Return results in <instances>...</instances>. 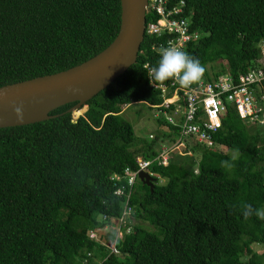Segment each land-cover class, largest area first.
<instances>
[{"label": "trees", "instance_id": "16d2710c", "mask_svg": "<svg viewBox=\"0 0 264 264\" xmlns=\"http://www.w3.org/2000/svg\"><path fill=\"white\" fill-rule=\"evenodd\" d=\"M167 1L184 2L181 18L202 34L185 49L205 67L202 80L229 73L239 82L259 67L264 0ZM159 18L149 12L147 24ZM120 22V0H0V87L82 64L114 41ZM171 37L146 33L137 63L78 119L70 103L50 120L0 129V264H264V219L243 216L244 204L264 210L263 128L228 105L209 148L168 123L159 113L173 106L158 107L152 84L173 80L150 72L160 59L153 46ZM254 87L264 96V82ZM140 103L161 115L163 133L137 136L121 116ZM178 139L182 155L173 149L160 164V143ZM139 158L151 162L153 190L139 177L128 184ZM126 210L131 231L116 240Z\"/></svg>", "mask_w": 264, "mask_h": 264}, {"label": "built area", "instance_id": "2783aa9c", "mask_svg": "<svg viewBox=\"0 0 264 264\" xmlns=\"http://www.w3.org/2000/svg\"><path fill=\"white\" fill-rule=\"evenodd\" d=\"M167 5V0H149L147 14L149 12L156 13L160 18L157 22L146 25V33L160 38L166 36V34L172 36L171 39L155 44L153 49L156 51L161 47L168 46L185 51L186 46L192 41L199 40L202 34L198 31H191V17L181 18L184 2L173 9H168ZM260 52L259 67L251 69L245 75H241L239 82H235V79L229 73H224L210 82L202 80L190 88L181 87L175 80L171 83V88L153 84V87L161 88L164 99L158 107L169 109L171 105L173 106L170 112L164 111L159 114H162L168 123L181 127L183 136L192 137L209 148L215 145L214 136L223 126V116L228 105L236 108L241 119L261 126L264 134V96H258L254 87L255 84L262 87L264 82V43L260 44ZM170 93L172 95H169ZM159 114L156 116L160 117ZM152 137L150 135V138ZM184 146H186L185 142L179 139L169 145L164 141L159 145V155L156 160L166 166L169 164L173 149ZM150 164V161L139 158L138 171L126 169L125 175L128 178V184L133 186L139 172L148 171L147 168ZM115 193L122 195L124 189L119 188ZM130 217L131 212L126 210L123 216L117 220L116 240L123 237L124 230L122 228L128 226ZM125 230L126 233H130L131 227L128 226ZM90 237L95 238L96 234L91 232ZM112 249L114 252L119 253L115 246Z\"/></svg>", "mask_w": 264, "mask_h": 264}, {"label": "water", "instance_id": "95a60500", "mask_svg": "<svg viewBox=\"0 0 264 264\" xmlns=\"http://www.w3.org/2000/svg\"><path fill=\"white\" fill-rule=\"evenodd\" d=\"M120 1V29L105 50L67 70L0 87V129L50 120L59 116L50 115L52 111L70 103H76L70 112H86L89 100L137 63L149 0ZM139 179L154 189L148 172L141 171Z\"/></svg>", "mask_w": 264, "mask_h": 264}, {"label": "clouds", "instance_id": "9594fccd", "mask_svg": "<svg viewBox=\"0 0 264 264\" xmlns=\"http://www.w3.org/2000/svg\"><path fill=\"white\" fill-rule=\"evenodd\" d=\"M158 51L157 52L159 53L160 59L158 64L151 68L150 74L152 79H155L158 82L175 80L181 87L184 88H190L192 85L198 84L202 81L206 69L201 65L198 59L191 57L185 51L173 46L161 47ZM17 111H19V109H17ZM77 112L80 113L78 114L79 117L83 115L80 111H73V118L74 114H77ZM79 117L74 119H78ZM223 163L226 164L227 161ZM149 174L153 177L151 173ZM253 214H255L260 219H264V210L254 209L251 204H244L243 216L245 219L252 216Z\"/></svg>", "mask_w": 264, "mask_h": 264}, {"label": "rangeland", "instance_id": "374dc122", "mask_svg": "<svg viewBox=\"0 0 264 264\" xmlns=\"http://www.w3.org/2000/svg\"><path fill=\"white\" fill-rule=\"evenodd\" d=\"M84 113L85 112H82V114ZM156 113L157 111L152 109L148 104L140 103L124 106L121 116L134 126L135 134L137 136L149 139V135L162 132V128L158 126L157 120L155 119ZM78 114L80 113L77 112V114H74V118L79 117ZM163 130L165 132V129ZM177 154L182 155V151L180 149L177 150ZM160 182L161 184H164L166 181L160 179Z\"/></svg>", "mask_w": 264, "mask_h": 264}]
</instances>
